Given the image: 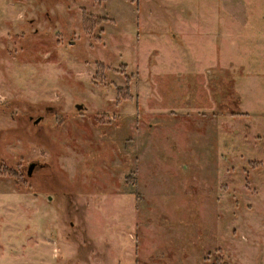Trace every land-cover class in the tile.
<instances>
[{
  "label": "rangeland",
  "instance_id": "obj_1",
  "mask_svg": "<svg viewBox=\"0 0 264 264\" xmlns=\"http://www.w3.org/2000/svg\"><path fill=\"white\" fill-rule=\"evenodd\" d=\"M230 1L0 0V264H264Z\"/></svg>",
  "mask_w": 264,
  "mask_h": 264
},
{
  "label": "crops",
  "instance_id": "obj_2",
  "mask_svg": "<svg viewBox=\"0 0 264 264\" xmlns=\"http://www.w3.org/2000/svg\"><path fill=\"white\" fill-rule=\"evenodd\" d=\"M260 0H231L229 11L230 18V34L231 44L238 42L239 36L246 35V38L242 40V42L248 45H253L256 48L258 42H262L264 44V35H261L260 38H252L251 36H255L258 34H264V7L262 5L257 6L256 3ZM240 2L245 3L246 9H241ZM248 4H251L250 6ZM260 9H257L259 8ZM250 49V48H248ZM235 61L232 62L234 64ZM264 66V63H263ZM243 73V72H242ZM245 75L242 77L239 74H235L233 77L235 84H238L237 89L241 92L242 97L239 99L240 107L243 112L251 113V109L248 105L247 100H250L251 94L254 93L253 101L264 104V96L262 93H257V88H253V82L247 83L244 80ZM246 80H248L246 78ZM250 81V80H248ZM261 90V89H260ZM239 95V92H237ZM241 116L248 115L239 114Z\"/></svg>",
  "mask_w": 264,
  "mask_h": 264
},
{
  "label": "water",
  "instance_id": "obj_3",
  "mask_svg": "<svg viewBox=\"0 0 264 264\" xmlns=\"http://www.w3.org/2000/svg\"><path fill=\"white\" fill-rule=\"evenodd\" d=\"M32 167H33V164L30 165L29 172H31Z\"/></svg>",
  "mask_w": 264,
  "mask_h": 264
}]
</instances>
